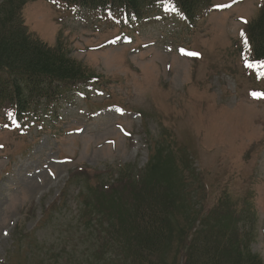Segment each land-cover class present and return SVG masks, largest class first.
Wrapping results in <instances>:
<instances>
[{"label":"rangeland","instance_id":"1","mask_svg":"<svg viewBox=\"0 0 264 264\" xmlns=\"http://www.w3.org/2000/svg\"><path fill=\"white\" fill-rule=\"evenodd\" d=\"M212 1L213 13L183 29L173 26L174 22L184 24L173 20L180 19L178 13L166 12L164 23L171 26L165 32L163 21L154 18L160 12L153 10L148 13L150 21L140 25L141 36L115 26L108 16L83 24L84 30L97 28L95 33L62 30L68 35L72 55L111 79L115 99L128 111L117 115L105 109L87 119L80 108L89 106L88 100L76 96L73 104L63 107V123L70 130L82 127L81 133L59 139L44 135L36 144L31 135L0 131V142L6 144L0 150V264H116L119 259L114 253L132 247L124 235L131 219L128 209L124 220L116 224L123 231L122 238L115 247H100V231L90 224L88 215L79 218L78 206L88 190L74 198L77 190L64 188L65 183L69 172L79 166L105 170L109 165L135 162L143 167L148 141L150 150L160 144L175 152L164 153L175 160L170 172H175L179 188L187 183L189 201L203 216L224 192L241 208L253 201L255 215L249 223L256 237L252 250L264 259V95L244 99L242 85L236 81V76L242 80L233 50L237 17L252 18L259 0ZM24 11L29 27L49 44H55L59 30L70 25L66 18L57 20L56 8L49 1H31ZM169 42L178 53H167ZM185 50L199 55L187 57ZM191 65L200 68L195 75ZM99 100L90 98L94 103ZM137 109L147 114V124ZM117 123L132 132L131 141ZM110 138L115 141L108 143ZM252 140L255 143L249 150ZM183 156L191 165L187 170L181 163ZM95 180L81 176L73 182L88 189ZM85 198L92 200L95 194ZM54 200L61 202V208L45 215L44 209ZM100 205L102 201H93L95 210ZM160 217L157 213V223ZM184 220V210L176 206L166 222L167 237L153 251L145 252L153 264L179 263L184 252L179 245ZM23 230L30 234L23 236ZM25 238L29 241L20 245L16 260L10 259L14 246ZM193 241L201 239L191 235L188 242ZM124 264H135V259H125Z\"/></svg>","mask_w":264,"mask_h":264},{"label":"trees","instance_id":"2","mask_svg":"<svg viewBox=\"0 0 264 264\" xmlns=\"http://www.w3.org/2000/svg\"><path fill=\"white\" fill-rule=\"evenodd\" d=\"M24 1L4 0L0 3V105L9 101L21 111L28 112L42 99L53 100L64 87L85 79L86 69L81 62L68 56L60 39L56 47L52 48L34 36L24 25L21 16ZM71 1L87 4L111 2L114 6L126 7L128 11L142 14L159 0ZM173 1L192 18L211 3V0ZM250 33L256 54L264 57V3L258 18L251 22ZM172 163L173 160L163 156L160 151L151 162L144 183L130 185L132 188L127 198L132 199L137 209L134 208L130 225L124 229V235L132 247L115 253L121 264L128 258L132 261L135 259V264H153L145 252L153 251L167 237L166 222L171 220L176 208L177 183L169 173ZM183 205L186 207L187 220L191 223L189 227L180 226L183 236L179 239V245L184 252L178 264H264L258 255L250 251L253 239L249 232L232 224L237 210L235 201L228 195L221 197L219 203L201 219L205 227L195 231L196 215L191 214L190 205ZM157 213L161 215L159 223ZM108 232L111 239L107 245L110 247L123 236L121 229ZM191 234L199 236L201 241L188 242Z\"/></svg>","mask_w":264,"mask_h":264},{"label":"snow or ice","instance_id":"3","mask_svg":"<svg viewBox=\"0 0 264 264\" xmlns=\"http://www.w3.org/2000/svg\"><path fill=\"white\" fill-rule=\"evenodd\" d=\"M186 54H188V55H193V56H197V55H199V53H196V52H190V53H186ZM248 66H249V67H259V68L264 69V62H262V63L259 64V65H252V64H249ZM260 74H261L262 76H264V71H261ZM254 95H264V94H255V93H254Z\"/></svg>","mask_w":264,"mask_h":264},{"label":"bare ground","instance_id":"4","mask_svg":"<svg viewBox=\"0 0 264 264\" xmlns=\"http://www.w3.org/2000/svg\"><path fill=\"white\" fill-rule=\"evenodd\" d=\"M125 10V9H124Z\"/></svg>","mask_w":264,"mask_h":264}]
</instances>
